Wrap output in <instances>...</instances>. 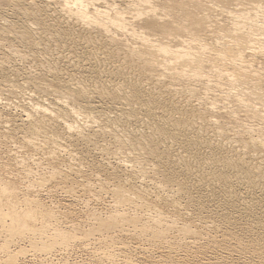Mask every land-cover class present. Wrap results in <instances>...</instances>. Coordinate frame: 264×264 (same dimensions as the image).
<instances>
[{"label": "bare ground", "instance_id": "1", "mask_svg": "<svg viewBox=\"0 0 264 264\" xmlns=\"http://www.w3.org/2000/svg\"><path fill=\"white\" fill-rule=\"evenodd\" d=\"M228 1L0 0V103L17 89L29 103L28 111L21 109L17 149L37 150L46 141L58 146L48 147L44 159L26 151L10 174L5 168L12 165L0 162V173L7 171L0 174V228L6 238L0 253L7 264L27 253L22 247L9 251L17 240L50 255L96 238L109 250L125 245L120 234L136 231L154 245L174 230L195 243L209 225L264 255V0H243L236 9ZM213 8L222 20L210 21ZM41 39L47 48L65 42L72 60L62 58L65 67L48 59L43 68L11 63L23 64L33 52L28 44L37 46ZM79 55L86 59L77 60ZM75 66L83 78L72 83L63 71ZM136 70L146 72L148 81L131 76ZM86 77L97 88L94 95ZM6 112L0 119L10 123ZM117 113L128 129L112 123ZM81 119L90 128L76 124ZM196 121L219 138L226 131L236 138L204 139L192 127ZM241 133L251 140L243 141ZM0 137L5 141L6 135ZM57 148L112 180L109 211L98 214L86 202L89 222L87 217L67 225V214L52 201ZM96 151H112L117 163L94 162ZM132 173L153 182L156 192L148 200L133 189ZM108 250L103 258L116 263L118 253ZM125 253L123 264H133Z\"/></svg>", "mask_w": 264, "mask_h": 264}, {"label": "rangeland", "instance_id": "2", "mask_svg": "<svg viewBox=\"0 0 264 264\" xmlns=\"http://www.w3.org/2000/svg\"><path fill=\"white\" fill-rule=\"evenodd\" d=\"M239 1L240 2L235 1V0H229L227 2L228 3L227 7H229L230 9H233V8L236 9L237 8L236 5L238 4V7H240L239 3L243 2V0H239ZM217 6L219 5L217 4ZM214 10H215V13H213ZM199 11L202 12V7L199 8ZM209 12L210 13L208 14L211 16L210 21H215L216 19L222 20V16L220 15V11L218 8H213V10ZM212 15H215V18L212 17ZM207 34L208 33L206 32H202L203 36H206ZM208 36L210 35L208 34ZM15 45L19 46L20 44L16 43ZM47 45H49L48 42L42 39L38 41L37 46H32V44H28V47L32 49L33 52L27 53L25 57L26 61H24L23 64H21L20 62L15 61L12 58H10V60H13L11 63L16 64V66L18 65L19 68H21L22 65L24 66L23 68H43L46 65L45 62H47L48 60H51V61H48V63L51 62L52 64V63H57L58 60L61 61L62 58L64 60L66 59L69 60L68 58L72 57L71 50L66 46L65 42H55L52 46L50 44V46H48L49 49L47 48ZM77 47L79 48V45H77ZM90 50L93 51L94 49L90 48ZM58 53L61 56V58L59 59H57L59 56L57 55ZM55 55H57V57H55ZM95 58L96 57H94V59ZM76 59L82 61L86 59V56L79 55ZM64 60L63 62L59 61V63L60 64L62 63L61 65L65 67L66 64L64 65L63 63L66 61ZM72 65L73 64L71 61V66L69 68L74 69V66L72 67ZM77 70L69 69L68 72L67 70H65L66 73L65 71H63V74L66 78H67L66 74L68 75L70 74L69 79L71 76L70 80H72V83H75L76 82L75 79L79 80L83 78L81 76L83 73L80 74L81 69H79V71ZM73 71H77V75H73V74H76V72L73 73ZM104 75L106 74L104 73ZM131 76L133 77L135 76L138 81H142V80L146 82L148 81L147 79H143V78H146V72L144 71H139V70L138 71L136 70L133 72L131 71ZM87 79L89 78L86 77V80ZM86 80L84 81H85V84L89 92L91 93V95H94V92H96L97 88H94V84L90 80H87V81ZM19 91L20 89H17L16 90L17 93H14L10 96H8V92H2L4 97L8 96V101H3L0 103V114L3 112H6L7 110L8 112L6 113L10 114L11 116L6 117L5 115V118L9 119L10 117L13 119L11 120L10 123L8 121L5 122L4 118L0 119V133H2V130L3 132H5L0 135L1 136L6 135L5 141H3L4 138L0 137V162L2 163L8 162L9 165H12L11 168L10 166H7L5 168L8 172L4 170V168H1L5 176H6V172L10 174L11 169L12 170L14 169L13 161L15 160L19 161L20 159L19 156L21 155L22 157L23 155H25L26 151L28 152L30 151L29 153L36 155L34 159L41 158L43 155L44 156L42 158L44 159V157L48 156V153L46 152V150L50 148L53 149L52 145L55 147H58L56 143H54L52 140H51V143L53 142L52 145H50V143L49 144L47 143L50 141H46V145L42 146L41 144L43 142L41 143V141L43 139V135H40V137H38L37 139V142L39 140L42 148H39V149L35 148L37 150H32V148H29L30 150H26V149L24 150L21 148V151L17 149L18 147L22 146L21 137L23 136V132L18 127L20 125L21 120H24L23 119L24 117H21V116H24V114L21 113V109L24 111L29 110L28 109L29 103H28L26 95L19 96V93H18ZM36 101H41V100L38 99ZM5 102H7L8 104ZM193 103L195 104V102ZM4 104H6V106ZM10 105H13L14 107L13 106L10 107ZM116 116L118 118L115 120V122H112V123L117 124V126L119 125L118 129H123V128L128 129V127H126V124H124V120L122 118L123 116H119V113H117ZM101 119H105L104 116H101ZM120 119L121 121H119ZM76 124L80 126H85L87 129L90 128L91 126V124L87 122V120L85 119L76 120ZM114 126L116 125H113L112 127ZM197 126L198 127L200 126L199 121H196L194 124H192V127L195 128L196 133L204 139L206 138L212 139L213 142L222 141V139H224L225 136L229 137L228 141H230L231 138H234V139L236 138L231 133L232 131H228V132L226 131L225 132L226 134L225 133H224L225 135L223 134L224 137L222 136V138L221 137L219 138L217 135L212 134L213 133L212 130H209L212 128H208L205 126V127H199L200 128L199 129ZM138 130H140V127L138 128ZM241 137L243 141L251 140V137L249 135H244L241 133ZM42 149L43 151H41ZM22 150L24 152H22ZM57 150L55 153V155L56 154L58 155L56 156L57 161L55 162L53 161V164L56 165L55 168L59 171V175L57 176V179L55 181H52V183L54 182V184H56V189L54 193L55 199H53L52 201L55 200L54 202L57 203L56 207L59 206L60 208H63L62 210H60V212L67 214V216L66 215L62 216V217H65L64 221L67 222V225L70 223V221L75 222V223L79 222L80 224V222L81 223L85 222L87 220V217H88L87 221L89 222L91 217L88 215L90 214L89 211L91 210H88L87 208H85L86 202L89 205H91V206L89 205L88 206L90 208L95 209L96 213L98 212V214L104 213L105 211H109V206L111 204V201L113 200V195L111 193V188L113 186L112 180L96 172L90 173V171L86 170L87 169L86 167H83L81 165L79 166L78 164L79 160L75 159L77 158L75 155H72L73 157L72 156L69 157V155L66 156L65 153L63 155L62 154L63 151H61L60 149L57 148ZM60 153L61 155H59ZM103 153L102 151L100 152L96 151L95 153L93 152L94 156L92 157V159L94 160V162L101 163V164L104 163V165L108 167L117 163L116 162L118 161L117 154L112 153V151H107ZM260 155L263 156L264 153L262 152L260 153ZM61 156H62V160L60 158ZM15 157L17 158L15 159ZM102 159H103V162H101ZM63 160H64V163H63ZM0 174H3V173H0ZM128 175H130V177L132 178V181H134L133 189L137 191L138 193H140L141 195L145 194L144 199L148 200V195L152 196L154 191L156 192L154 184H152L153 182L146 181V179H142V178H141L142 180L140 178L138 180L136 173H132ZM133 175L135 178L132 177ZM139 181L141 183H139ZM60 182L61 184H59ZM62 188H65V189H62ZM70 189H72L73 192L68 193ZM180 201L183 202L184 200H180ZM138 212H139L138 213L139 216H142V211L138 209ZM68 216H69V219H68ZM146 220H147V216H145L142 219V222H145ZM45 221L47 224L53 223V221H50V220H45ZM194 224L195 223H192L191 225H194ZM209 226L211 227V225ZM207 228L204 229L205 232H203L202 240L196 241L195 243L193 242V239L182 237L178 232L176 233V231L174 230L175 232L172 231V232L167 233L166 235L167 237L165 240L161 241L159 244L154 245L150 241L146 242L147 239L139 231H136L135 233H132L129 237H125L124 234H120V239L124 238L122 240V243L123 244L125 243V245L118 244L109 250L105 248V244L102 243L101 240L99 239L97 240L96 238V239L89 241L88 243L84 242L82 245H80L81 240H77L73 244H71L72 246L68 248H64L62 250L53 251L50 255H41L35 252L29 246L28 240L15 241V243L10 245L9 251L16 249V247H22L27 251V253L24 256H21L13 264H48L50 260L57 262L58 260H62V259L67 261L69 264H113L111 263V260L103 258L102 253L105 252V250L112 251L115 254L118 253L117 254L118 258L116 260V263L114 264H123L122 257H124L125 251L127 252V254L126 253L125 254L130 256V258L132 256L131 258L132 261L133 262L135 261L133 264H264V255H261L260 251L253 250L250 248L245 249L242 245L236 242L233 239V237H228V236L223 235L224 233H222L220 230H211L210 228L209 229ZM206 229L209 231H206ZM5 240H6L5 233L0 228V244H3ZM0 264H7L6 257L3 255L2 249L0 253Z\"/></svg>", "mask_w": 264, "mask_h": 264}]
</instances>
